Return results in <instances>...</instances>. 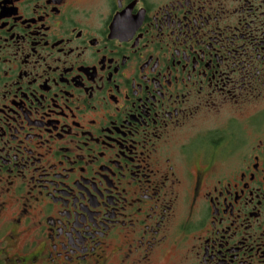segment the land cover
I'll use <instances>...</instances> for the list:
<instances>
[{
    "label": "flooded vegetation",
    "instance_id": "obj_1",
    "mask_svg": "<svg viewBox=\"0 0 264 264\" xmlns=\"http://www.w3.org/2000/svg\"><path fill=\"white\" fill-rule=\"evenodd\" d=\"M0 264H264V0H0Z\"/></svg>",
    "mask_w": 264,
    "mask_h": 264
},
{
    "label": "rangeland",
    "instance_id": "obj_2",
    "mask_svg": "<svg viewBox=\"0 0 264 264\" xmlns=\"http://www.w3.org/2000/svg\"><path fill=\"white\" fill-rule=\"evenodd\" d=\"M91 1H98V0H91Z\"/></svg>",
    "mask_w": 264,
    "mask_h": 264
}]
</instances>
